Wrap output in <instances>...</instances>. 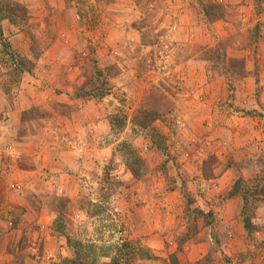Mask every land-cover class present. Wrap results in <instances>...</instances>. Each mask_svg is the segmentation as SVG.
Here are the masks:
<instances>
[{
    "label": "rangeland",
    "instance_id": "374dc122",
    "mask_svg": "<svg viewBox=\"0 0 264 264\" xmlns=\"http://www.w3.org/2000/svg\"><path fill=\"white\" fill-rule=\"evenodd\" d=\"M262 52L264 0H0V264H264Z\"/></svg>",
    "mask_w": 264,
    "mask_h": 264
},
{
    "label": "trees",
    "instance_id": "16d2710c",
    "mask_svg": "<svg viewBox=\"0 0 264 264\" xmlns=\"http://www.w3.org/2000/svg\"><path fill=\"white\" fill-rule=\"evenodd\" d=\"M100 213H104L103 209H98L95 215ZM127 228V224H124L122 227L125 232ZM137 242L139 241H134L127 235H124L118 241L109 240L107 243L100 245L95 241L92 244L84 245L83 242L75 241L69 237L68 243L71 256L66 258L60 257L61 261L55 264H136L138 260L151 258L152 256L150 257L144 252L149 251V249L139 248L136 244ZM140 253L144 258L140 257ZM104 258H109L110 261H102Z\"/></svg>",
    "mask_w": 264,
    "mask_h": 264
},
{
    "label": "crops",
    "instance_id": "0c3cea01",
    "mask_svg": "<svg viewBox=\"0 0 264 264\" xmlns=\"http://www.w3.org/2000/svg\"><path fill=\"white\" fill-rule=\"evenodd\" d=\"M262 53H264V52H262ZM263 58H264V56H263ZM263 62H264V60H263ZM30 138H33V136L32 135H29V136H26V138L24 137L23 139H24V141L22 140V142H23V146H24V142L26 143L27 142V144H28V140H30ZM25 147V146H24ZM26 148V147H25ZM26 157H28V155H26ZM27 164V163H26ZM26 169H29L28 167L27 168H23V169H21V170H19V172L17 171V175L18 174H20V175H25V174H29V173H31L32 171H30V170H26ZM13 210V209H12ZM29 213V212H28ZM11 236V235H10ZM10 257H13V255L11 254L10 255Z\"/></svg>",
    "mask_w": 264,
    "mask_h": 264
}]
</instances>
